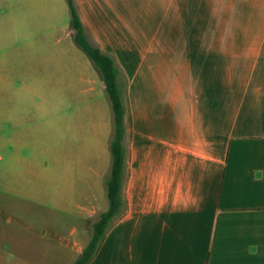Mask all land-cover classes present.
<instances>
[{"label":"crops","instance_id":"0c3cea01","mask_svg":"<svg viewBox=\"0 0 264 264\" xmlns=\"http://www.w3.org/2000/svg\"><path fill=\"white\" fill-rule=\"evenodd\" d=\"M73 1L121 71L127 149L124 212L85 264H264V0ZM67 19L0 0V64Z\"/></svg>","mask_w":264,"mask_h":264},{"label":"rangeland","instance_id":"374dc122","mask_svg":"<svg viewBox=\"0 0 264 264\" xmlns=\"http://www.w3.org/2000/svg\"><path fill=\"white\" fill-rule=\"evenodd\" d=\"M69 24L44 32L39 48L2 49L0 264H73L94 206L108 205L93 169L111 161L112 110Z\"/></svg>","mask_w":264,"mask_h":264},{"label":"trees","instance_id":"16d2710c","mask_svg":"<svg viewBox=\"0 0 264 264\" xmlns=\"http://www.w3.org/2000/svg\"><path fill=\"white\" fill-rule=\"evenodd\" d=\"M66 3L70 13V25L73 29V42L89 58L101 76L113 115V130L109 140L111 164L109 174L105 179L108 206L106 210L99 212L96 220L91 224L90 238L73 263L85 264L93 257L100 240L110 226L124 212L122 188L126 176L127 151L124 126L125 106L123 86L120 83L121 71L112 56L92 44L78 18L74 1L66 0Z\"/></svg>","mask_w":264,"mask_h":264},{"label":"clouds","instance_id":"9594fccd","mask_svg":"<svg viewBox=\"0 0 264 264\" xmlns=\"http://www.w3.org/2000/svg\"><path fill=\"white\" fill-rule=\"evenodd\" d=\"M257 178H258V174H257Z\"/></svg>","mask_w":264,"mask_h":264}]
</instances>
